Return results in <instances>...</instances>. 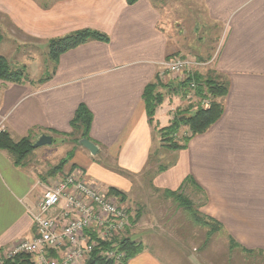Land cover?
Wrapping results in <instances>:
<instances>
[{"label":"crops","instance_id":"0c3cea01","mask_svg":"<svg viewBox=\"0 0 264 264\" xmlns=\"http://www.w3.org/2000/svg\"><path fill=\"white\" fill-rule=\"evenodd\" d=\"M54 1L41 5V0H0V31L6 21L22 41L32 38L47 43L88 28L105 34L108 41H88L63 53L42 84L0 87V130L14 141L30 136L35 143L42 135L52 139L50 145L33 148L22 165H15L13 157L0 150V252L32 239L35 230L30 212L36 202L72 166L80 171L70 160L51 174L56 164L49 161L51 150H77L78 144L63 134L69 133L70 120L84 104L92 114L89 141L98 151L110 153L121 169L133 174L151 171L148 181L156 192L152 199L159 194L167 198L166 191L176 192L190 179L181 193L200 216L221 226L211 236L201 227L205 229L203 247L220 235L227 251L238 249L251 254L253 264H264V0H201L204 20L218 30L216 38L210 39L211 51L204 60L180 57L212 59L208 68L198 72L214 71L227 83V93L219 119L180 150L163 146L154 128L167 126L177 110L187 106L166 87L175 88L179 81L162 63L179 55L181 48L165 10L152 0H137L132 5L126 0ZM156 75L161 83L157 91L164 99L155 111L153 126L142 93ZM159 148L163 149L160 163H164L149 170L154 165L150 159ZM82 180L103 194L112 187L125 195L129 226L120 236L136 234L142 245L140 253L126 264H170L163 257L166 253L177 258V249L159 238L168 229L160 220L163 213L152 217L149 207L142 205V213L146 211L142 215L139 205L132 207V195L126 197L140 181L121 178V183L111 181L105 186L90 173ZM149 195L140 202L149 200ZM131 219L136 222L132 224ZM190 245L187 258L198 264V254L192 253L196 243ZM49 256L57 259L61 252Z\"/></svg>","mask_w":264,"mask_h":264},{"label":"rangeland","instance_id":"374dc122","mask_svg":"<svg viewBox=\"0 0 264 264\" xmlns=\"http://www.w3.org/2000/svg\"><path fill=\"white\" fill-rule=\"evenodd\" d=\"M41 2L40 4L44 5L49 2L52 4L55 1L41 0ZM152 2L165 10L170 29L178 37L176 40L181 51L175 57L185 56L199 60L207 58L212 47L211 41L216 38V32L218 30L216 25H208L204 20L201 0H152ZM0 38L2 40L0 43V55L4 56L11 65L23 69L27 76L34 75L36 79L43 78L52 71L53 63L47 54V43L32 38L22 41L20 33L10 30L6 21H4L3 31L2 29L0 31ZM180 135L181 138L186 135L184 128L181 129ZM76 146L77 150H51L49 163L52 166L57 165L61 158L64 159L71 155L70 160L76 163L80 169L79 171L73 168L71 173L78 172L79 177L82 179L90 173L105 186L108 185L107 183H112L111 181H114L116 184L121 183V178L127 179L128 181H140L139 184L136 183V185H133L132 191L127 193L126 197L129 198L132 195V207L138 208L139 205L141 213L144 205L149 207L147 212L152 217L155 214L160 216L163 213L160 216V220L163 219V223L165 222V226L168 229L161 231L159 238L162 240H159L177 249L174 251V255L177 258L172 253H166L163 256L168 261L170 260V264H194V262L189 261L187 258L188 253L191 252L190 248H192L190 245L191 241L196 243L197 246V249L192 251V253L195 255L198 254V264L199 262L200 264H253L251 254L243 253L238 249L231 251L228 249L227 251L226 240L220 235H214L213 239L210 240L209 246L203 247L205 229L201 227L193 229L192 227H196V225L193 224L190 214L178 208V203L175 199L163 198L162 194H159L156 199H152L151 196L154 195L153 197H155L156 192L150 187L148 181L151 179V171L146 170L138 174H133L119 168L116 161L111 157V154L106 151L99 150L95 155H90L87 150H80L79 145ZM55 147L60 149L57 145ZM162 150L161 148L155 150V154L151 157L149 163L150 165H154L149 170H153L159 164L164 163H160V152ZM158 161L159 163H157ZM136 195L139 197H136ZM144 195H149V200L140 202V198ZM123 203L121 205L124 207ZM124 208L127 209L128 213V208ZM143 213H146V211H143ZM143 213L142 215H144ZM150 221L156 223V220L150 219ZM147 237L151 238V236ZM130 239L135 242H140V238H136V234H133Z\"/></svg>","mask_w":264,"mask_h":264},{"label":"trees","instance_id":"16d2710c","mask_svg":"<svg viewBox=\"0 0 264 264\" xmlns=\"http://www.w3.org/2000/svg\"><path fill=\"white\" fill-rule=\"evenodd\" d=\"M136 1L137 0H126V3L127 5H132ZM88 41L106 43L108 37L99 31L84 28L48 40L47 54L50 61L53 63L52 73L55 70L59 57L63 53L83 45ZM168 59L169 57L166 60ZM47 79H49V77L40 78L36 82L30 80L23 69L11 65L4 56L0 55V87L5 84H22L26 82L30 84H42ZM190 81L196 84L195 94L197 98L199 100H209V106L203 107L197 104L195 108H192L193 106L187 105L184 109L177 110L169 124L162 128H157L156 125H153L155 111L164 99V94L157 91L158 86H161L158 75L155 76L154 82L148 84L144 88L142 93V100L150 125H153L156 129L161 144L172 150L186 148L191 138L205 133L207 129L219 119L223 112L222 100L227 93V83L212 70L208 69L206 72L196 71L191 78L177 83L175 88H172L173 86L171 84H167L166 87L170 88L169 92L173 91L184 99ZM91 122V112L84 104H80L70 120L69 133L63 135L70 137L76 144H78L80 139L89 140ZM182 128L186 130V135L181 138L178 137V134ZM33 144L30 136L14 141L7 132L0 130V150L7 151L13 157L15 165L23 164L26 156L33 150ZM70 159L71 155L61 159L60 162L50 170L51 174H55L58 170H62ZM73 167L75 166H72L69 173L63 177L71 174ZM187 182H190L189 178H186L182 187ZM182 187L176 192L166 191L164 195L168 198L175 199L178 203V208L187 211L194 224L207 228V236H211V234L217 232L221 228L220 224L210 218L200 216L198 211L194 209L193 204L181 193ZM105 196L115 198L118 200L119 205L125 201V195L116 188H108ZM131 222L133 224L136 220L131 219ZM141 250V243L131 240L128 236H120L119 234L106 241H97L96 247L92 250L88 259L93 260L92 264H126L129 259L136 256ZM111 252L114 257L108 258L107 253ZM4 264L34 263L30 256L20 254L11 260H6Z\"/></svg>","mask_w":264,"mask_h":264},{"label":"built area","instance_id":"2783aa9c","mask_svg":"<svg viewBox=\"0 0 264 264\" xmlns=\"http://www.w3.org/2000/svg\"><path fill=\"white\" fill-rule=\"evenodd\" d=\"M212 61L172 57L162 66L182 82L194 72L207 68ZM195 90L196 84L190 81L185 103L192 108L197 104L209 106V100H199ZM30 217L34 236L0 252V264L20 254L30 256L34 264H85L97 241L109 240L129 226L127 210L78 174H69L49 186ZM55 251L61 252L57 259L49 256ZM107 257L113 258V253H107Z\"/></svg>","mask_w":264,"mask_h":264},{"label":"water","instance_id":"95a60500","mask_svg":"<svg viewBox=\"0 0 264 264\" xmlns=\"http://www.w3.org/2000/svg\"><path fill=\"white\" fill-rule=\"evenodd\" d=\"M52 142V139L49 136L42 135L38 138V140L32 145L33 148H38L45 145H50ZM78 144L87 150L90 155H95L98 152V148L89 140L86 139H80L78 141ZM93 260L88 259L85 264H92Z\"/></svg>","mask_w":264,"mask_h":264}]
</instances>
